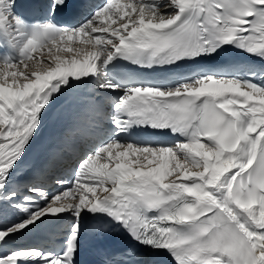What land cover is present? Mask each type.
I'll use <instances>...</instances> for the list:
<instances>
[{
  "label": "snow or ice",
  "instance_id": "obj_1",
  "mask_svg": "<svg viewBox=\"0 0 264 264\" xmlns=\"http://www.w3.org/2000/svg\"><path fill=\"white\" fill-rule=\"evenodd\" d=\"M75 6L60 24L68 0L27 5L34 20L0 0V264H77L85 215L134 242L120 264H264V0ZM85 88L67 96L82 104L72 178L52 194L17 182L49 109ZM66 213L59 250L19 243Z\"/></svg>",
  "mask_w": 264,
  "mask_h": 264
},
{
  "label": "bare ground",
  "instance_id": "obj_2",
  "mask_svg": "<svg viewBox=\"0 0 264 264\" xmlns=\"http://www.w3.org/2000/svg\"><path fill=\"white\" fill-rule=\"evenodd\" d=\"M23 160H24V158H23Z\"/></svg>",
  "mask_w": 264,
  "mask_h": 264
}]
</instances>
